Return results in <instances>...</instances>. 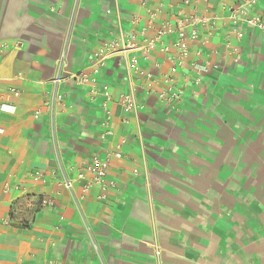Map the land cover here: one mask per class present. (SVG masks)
Here are the masks:
<instances>
[{"label": "crops", "instance_id": "0c3cea01", "mask_svg": "<svg viewBox=\"0 0 264 264\" xmlns=\"http://www.w3.org/2000/svg\"><path fill=\"white\" fill-rule=\"evenodd\" d=\"M242 1L0 0V264H264V32L234 30ZM189 15L215 23L176 67L133 49L98 66L109 99L75 81L106 39Z\"/></svg>", "mask_w": 264, "mask_h": 264}, {"label": "built area", "instance_id": "2783aa9c", "mask_svg": "<svg viewBox=\"0 0 264 264\" xmlns=\"http://www.w3.org/2000/svg\"><path fill=\"white\" fill-rule=\"evenodd\" d=\"M141 1L147 3L149 0ZM258 1L259 0H243L237 6L230 5L227 7L229 9V18L237 34H240L239 26H241V24L255 27L264 32V17L251 12V9L258 3ZM184 3L188 4L189 0H184ZM162 6L163 4L160 3L155 10L151 11V18H154L162 11ZM132 21L135 22L136 19H133ZM209 22H211V24L215 23L214 20H210L206 17L189 15L188 17H185L182 27H174L170 21H162L153 37H148L146 35V27L141 30L140 34L132 31L121 33L118 36H112L103 41L98 47L100 57H97L95 62L89 67L90 71L88 73H78L75 75L74 79L80 85H91L92 93H101V95H104L109 99L110 92L108 85L103 84L101 87L98 86V66H102L107 57L133 49H141L144 53H149L152 49L159 48L166 54L167 60L174 63L173 67H176L175 64H180L187 58L189 53V42L195 41L198 38L199 33L197 24L206 25ZM170 35H175V40L173 41L175 47L174 53L170 52L169 46L162 40L164 36ZM132 63L133 65L137 63V56H133ZM147 77L149 78V84L146 87L145 93L146 95H151L156 91L155 88L156 85L159 84V80L151 73H148ZM168 81L171 82V85L167 89L161 90L158 95L159 98L165 101L169 107L174 108L175 101L181 97L182 89L177 88L173 84V78L169 77ZM196 81H200L199 77L196 78ZM61 96L62 95H58L59 98H61ZM119 104L126 112H132L140 106L135 95L131 92L122 94L119 97ZM103 108L109 112L105 103L103 104ZM107 166L108 161L101 160L98 157H94L93 162L88 166V171L94 175L91 184H99L103 190H106V185L103 184L102 177L106 174ZM36 175L40 176L41 173L36 172ZM90 185H86L84 190L87 191ZM69 186H71L70 182ZM157 254H159V251H157Z\"/></svg>", "mask_w": 264, "mask_h": 264}]
</instances>
